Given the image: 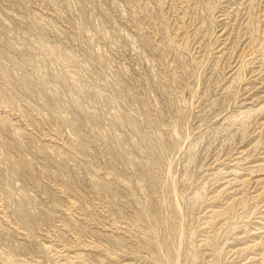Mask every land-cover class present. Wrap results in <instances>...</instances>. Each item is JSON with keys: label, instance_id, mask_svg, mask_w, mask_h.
Here are the masks:
<instances>
[{"label": "rangeland", "instance_id": "374dc122", "mask_svg": "<svg viewBox=\"0 0 264 264\" xmlns=\"http://www.w3.org/2000/svg\"><path fill=\"white\" fill-rule=\"evenodd\" d=\"M0 264H264V0H0Z\"/></svg>", "mask_w": 264, "mask_h": 264}]
</instances>
